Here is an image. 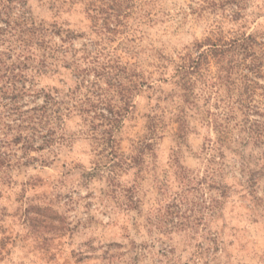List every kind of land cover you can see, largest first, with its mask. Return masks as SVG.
<instances>
[{
  "label": "rangeland",
  "instance_id": "rangeland-1",
  "mask_svg": "<svg viewBox=\"0 0 264 264\" xmlns=\"http://www.w3.org/2000/svg\"><path fill=\"white\" fill-rule=\"evenodd\" d=\"M0 264H264V0H0Z\"/></svg>",
  "mask_w": 264,
  "mask_h": 264
},
{
  "label": "trees",
  "instance_id": "trees-1",
  "mask_svg": "<svg viewBox=\"0 0 264 264\" xmlns=\"http://www.w3.org/2000/svg\"><path fill=\"white\" fill-rule=\"evenodd\" d=\"M22 1V0H21ZM40 33H42V32H40ZM41 37H43V35H40ZM10 81H12V78H10L9 76H7L6 77V80L4 81V83H5V85L7 86V83H10ZM10 86V85H9ZM48 99H52V98H47V96H45V100L46 101H48ZM49 100V101H50ZM45 106L44 107H41V108H39V109H37V110H35V111H40V112H45ZM111 112V111H110ZM115 119H116V113L114 114V113H111V114H109V119H106L108 122H114L115 121Z\"/></svg>",
  "mask_w": 264,
  "mask_h": 264
}]
</instances>
